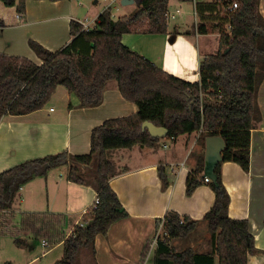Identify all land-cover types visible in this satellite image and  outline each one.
<instances>
[{
    "label": "trees",
    "instance_id": "obj_1",
    "mask_svg": "<svg viewBox=\"0 0 264 264\" xmlns=\"http://www.w3.org/2000/svg\"><path fill=\"white\" fill-rule=\"evenodd\" d=\"M6 7L25 13L26 0H0ZM58 1V0H48ZM139 6L133 13L113 19L109 8L103 10L93 28L83 30L76 20L69 23L72 40L51 52L39 43L32 48L41 59L36 64L25 57L0 55V119L4 115H23L41 109L55 92L64 87L78 99V107L102 103L107 81L115 80L124 99L134 103L137 111L127 116L105 120L90 134V152L72 155L66 151L22 162L0 173V220L11 210L20 188L51 169L67 166L68 181L86 184L93 180L98 203L83 215L85 227L76 225L64 240L62 256L53 264H75L81 248L94 252V239L106 234L110 226L128 213L122 207L109 180L116 175L108 153L135 146H157L159 139L142 129L150 122L167 129L166 138L198 133L197 141L205 148L207 136H220L225 143L222 160L216 166V185L209 183L215 194L211 208L204 214L213 240V250L195 254L190 248L177 253L158 239L154 264H248V255L256 252L255 240L247 220L228 216L229 195L221 180L223 162H235L249 169L250 132L262 120L257 96L264 80V17L260 0H226L237 7L224 13L221 20L229 33L221 31L219 49L199 64V82H188L163 71L143 55L122 43L127 33L165 34L168 0H135ZM217 11L220 8L209 3ZM200 12L201 5H197ZM4 23L0 19V26ZM198 23V33H207ZM144 28V29H143ZM69 107L72 105L69 103ZM163 186L166 179L159 173ZM204 182L203 154L189 171L185 193ZM36 217L35 215H32ZM168 238H186L197 221L167 211L162 219ZM1 223V221H0ZM157 220V227L159 224ZM14 243L19 245V240ZM148 249V246L147 248ZM145 253L142 254V260Z\"/></svg>",
    "mask_w": 264,
    "mask_h": 264
},
{
    "label": "crops",
    "instance_id": "obj_2",
    "mask_svg": "<svg viewBox=\"0 0 264 264\" xmlns=\"http://www.w3.org/2000/svg\"><path fill=\"white\" fill-rule=\"evenodd\" d=\"M115 1L102 0V8L96 10L101 0H91L83 16L77 14L70 0H26L23 15H19L15 7H6L0 1V19L4 23L0 26V55L25 57L39 65L42 61L32 48L34 43L41 44L51 52L60 50L72 40L69 32L71 20L89 23L91 29L98 15L105 8L110 9ZM179 1H187L193 9L192 0ZM133 3H136L135 0ZM209 3L210 0H197L201 10H197L196 16L191 10L192 19L181 17L173 26L167 25L166 33L160 34L166 37L157 51L142 44L138 46L140 37L132 36L136 32L124 34L122 43L163 71L185 81L192 73L189 72L188 60L196 59L198 79L188 82H199L201 59L218 51L221 31L229 33L227 23L222 20L218 23L225 16L224 13L217 17L218 10L215 11ZM259 11L264 17V0L259 2ZM170 13L174 14L171 20L182 15L179 7ZM86 14L92 15V24L87 21ZM195 20L205 24L208 32L198 33ZM208 36H214L216 41L210 44ZM257 100L262 120L250 132L249 169L244 171L237 163L230 161L223 162L220 167L222 184L230 198L228 216L247 220L255 240L256 252L248 255V264H264V80L259 87ZM52 101L57 102V108L50 104ZM69 103L72 107L68 106ZM77 104L75 96L64 87L57 86L41 109L23 115H4L0 119V173L22 162L62 151L86 155L90 152V134L94 127L107 119L137 111L134 103L122 97L115 80L106 82L101 104L91 107H78ZM197 137L198 133L193 132L172 139L161 138L154 148L135 146L109 151L108 156L116 171L109 185L128 217L114 222L106 234L95 237L93 264H154L157 245L151 246V242L156 234L177 253L187 248L195 254L213 250V240L204 214L211 208L215 194L205 181L191 195L185 193L189 171L201 154L204 157L205 148ZM159 173L166 179L167 186H163ZM40 179L46 187L44 197L39 193L37 196L35 192V182ZM95 196L93 180L76 184L68 181L67 173L50 171L45 176L34 178L20 188L13 208L2 213L0 254L4 236L12 235L13 242L19 240V247L32 248V242L18 235L30 233L37 238L45 230L51 248L21 264H53L57 260L48 262L44 259L53 249L62 247L75 225L83 220V212L91 207ZM27 199H30L31 206H35L34 211L19 210ZM18 211L20 218L16 224L12 218ZM167 211L196 220L193 232L186 238H168L163 233L164 229L156 226L157 220L161 222ZM147 246L148 249H145ZM143 253L145 258L142 260ZM215 264H219L217 258Z\"/></svg>",
    "mask_w": 264,
    "mask_h": 264
},
{
    "label": "rangeland",
    "instance_id": "obj_3",
    "mask_svg": "<svg viewBox=\"0 0 264 264\" xmlns=\"http://www.w3.org/2000/svg\"><path fill=\"white\" fill-rule=\"evenodd\" d=\"M70 4H72L77 11V14L79 16H83L86 13V6L87 5H91V0H70ZM81 2V3H79ZM102 0L101 2L95 7L96 10L102 8L103 4H102ZM105 3V2H104ZM81 4H83L84 6L81 7ZM168 11L169 12H174L175 8L179 7L180 11L182 12V15L180 17H176L174 20L171 19H167V25L173 26L174 24H176L179 21V18L184 17L185 19H192V15H191V10L193 11V9H191V5H189V3L187 1H179V0H168ZM138 8L136 3L130 4V5H121L120 1L116 0L114 3L111 4L110 7V11L112 16H117V17H123V16H128L131 13H133L136 9ZM87 18V21L90 22V24H92V15H87L85 16ZM114 18L113 19H118V18ZM144 29V28H143ZM133 35H137L139 36V41L137 44H139L138 46H140V44H142L143 46H146L148 48H150L151 50L157 51L158 48H160L162 46L163 40L165 39L166 36L164 35H160V34H144L141 32H136ZM216 41V38L214 36H208V42L210 44H213ZM135 51V50H134ZM211 54H214L213 52ZM202 60V59H201ZM188 63L190 65V70L189 72H192L191 75L187 78L188 81H197L198 79V65L196 63V59H189ZM196 73V74H195ZM173 74V73H172ZM175 75V74H173ZM181 79V78H180ZM63 89V88H62ZM51 105L55 106L57 108V102L56 101H52L50 103ZM68 173V170L66 169L65 166H59L57 168L51 169L50 173ZM40 181V183H39ZM37 184L36 187V195L38 196V193L44 197L45 195V191H46V187L44 184V181L42 179L40 180H36L35 182ZM32 185V184H29ZM30 198V197H29ZM30 199L25 200L24 204L22 205V207H19V210L21 211H28V210H35V206H31L29 204ZM31 208V209H28ZM18 210V209H17ZM19 218H20V214L19 211L15 213L14 218H12V221L16 224L17 222H19ZM46 229V227H45ZM42 231V229H40ZM45 231V230H44ZM46 232V231H45ZM47 233V232H46ZM16 237V236H15ZM18 237L20 238H24L26 239L28 242H32L33 243V247L32 248H22L17 246L14 242H13V236L12 235H7L4 236L3 240L1 241V254H0V264H21V262H24L26 260H29L30 258L35 257L36 255H40L43 251H47L50 247H42L41 245V239H42V235L35 238L32 234L28 233H24V234H19ZM62 247H56L55 249L52 250V252L46 256V259H44L45 261L48 262H54L55 260H58L61 258L62 256ZM92 252L89 248H81L79 250V252L77 253L76 257H75V264H93V258H92Z\"/></svg>",
    "mask_w": 264,
    "mask_h": 264
},
{
    "label": "water",
    "instance_id": "obj_4",
    "mask_svg": "<svg viewBox=\"0 0 264 264\" xmlns=\"http://www.w3.org/2000/svg\"><path fill=\"white\" fill-rule=\"evenodd\" d=\"M134 0H121V4L125 5L133 3ZM142 129L147 130L154 138H166L167 129L162 126H156L150 122H143ZM225 143L220 136H207L205 138V151L203 157V177L209 178L212 184L216 185V174L214 172L216 166L221 162V153L224 150Z\"/></svg>",
    "mask_w": 264,
    "mask_h": 264
},
{
    "label": "built area",
    "instance_id": "obj_5",
    "mask_svg": "<svg viewBox=\"0 0 264 264\" xmlns=\"http://www.w3.org/2000/svg\"><path fill=\"white\" fill-rule=\"evenodd\" d=\"M211 1V3L212 4H215V5H217V7L218 8H220V10H219V16L222 14V13H228V12H230L231 10H233V9H235L236 7H237V4H236V2H228V5L227 6H220L224 1H226V0H210ZM192 6H193V14L196 16L197 15V0H192ZM108 8V7H107ZM106 9V8H105ZM104 9V10H105ZM178 11V10H177ZM171 18H174V14L173 13H170V12H167V14H166V21H167V19H171ZM89 23H83L82 24V28H83V30H88L90 27H89V25H88ZM94 24H95V22H94ZM229 27V26H228ZM195 28L197 29L198 28V21L197 20H195ZM170 139H172V138H170ZM165 146V145H164ZM204 181L205 182H208V183H210L211 181L209 180V178H207V177H205L204 178ZM97 203H98V199H97V196H95V198H94V200H93V203H92V205H91V210L92 209H94L95 207H96V205H97ZM89 209H86L84 212H83V215L84 214H89ZM76 225H78V226H80V227H85V222L82 220V221H80V222H78ZM75 225V226H76ZM158 228L159 229H163V221H161L159 224H158ZM159 229H158V231H159ZM164 231V230H163ZM72 233V232H71ZM70 233V234H71ZM164 234H166L165 233V231L163 232ZM69 234V235H70ZM158 239H159V236H158V234H156V236H155V238L152 240V242H151V246H153V245H157V241H158ZM41 245H42V247H48L49 245H50V243H49V238H48V236H47V233L44 231L43 232V234H42V239H41ZM148 246H149V244H148ZM149 249H150V247H149Z\"/></svg>",
    "mask_w": 264,
    "mask_h": 264
}]
</instances>
